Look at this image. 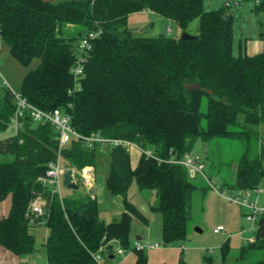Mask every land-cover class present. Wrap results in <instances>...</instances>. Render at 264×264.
Listing matches in <instances>:
<instances>
[{
	"label": "trees",
	"instance_id": "1",
	"mask_svg": "<svg viewBox=\"0 0 264 264\" xmlns=\"http://www.w3.org/2000/svg\"><path fill=\"white\" fill-rule=\"evenodd\" d=\"M144 10L174 20L183 32L198 19L199 32L190 39L135 36L128 28L129 16ZM255 11L264 12V0H256ZM76 27L77 34L65 35L67 28ZM99 30L85 54V75L76 90L71 68L78 42ZM0 35L24 65L40 59L17 90L30 104L69 113L73 128L85 136L126 139L157 156L142 153L133 168L122 145L89 147L73 138L62 146L63 166L77 171L96 166L107 155V189L123 198L125 211L120 219L106 222L90 193L61 197L39 180L57 160L59 131L51 122L36 123L26 112L22 128L0 139V201L11 196L8 215L0 218V246L16 255L30 254L36 249L30 227L44 224L47 264H96L93 254L102 246L109 264H121L111 259L116 257L111 241L117 239L128 250L134 216L149 222L127 197L134 182L142 190L158 191L152 209L162 214L163 240H187L198 186L187 167L172 159L191 153L197 140L244 141L234 187L243 192L261 185L264 51L234 53L233 17L225 6L208 9L205 0H0ZM260 36L264 39V31ZM1 87L0 82V132L13 125L16 112L12 90L2 92ZM253 138L260 142L256 154L251 152ZM41 199L49 200V207L44 216H36L31 205ZM255 229L254 240L240 250L241 261L264 253V215ZM221 249L227 257L228 241ZM133 251L136 264H147L145 250Z\"/></svg>",
	"mask_w": 264,
	"mask_h": 264
},
{
	"label": "rangeland",
	"instance_id": "2",
	"mask_svg": "<svg viewBox=\"0 0 264 264\" xmlns=\"http://www.w3.org/2000/svg\"><path fill=\"white\" fill-rule=\"evenodd\" d=\"M208 9L226 7V13L232 15L234 25V53L248 52L260 49L264 51V39L260 32L264 31V12H256V0H205ZM261 25V26H260ZM128 28L135 36L156 37L181 36L182 28L171 19L157 13L144 10L133 13L128 19ZM79 28H67L68 34H77ZM187 33L197 35L199 20L194 19L188 26ZM258 47V48H257ZM40 63L39 58H34L29 65L18 61L10 52L7 43L0 40V82L2 92L11 89L17 92L26 73L35 69ZM7 83V84H6ZM260 140H264V126H260ZM16 132L14 125L0 132V139L6 138ZM260 142L253 138L252 154L259 151ZM246 149V143L240 139L214 138L210 141L197 140L191 155L205 163L204 176L197 174L192 181L198 186L194 193L191 220L187 240L177 243H166L162 237V214L152 209L158 201L156 189L142 190L134 182L129 190L128 199L137 206L141 213L148 218V223L134 216L132 221L130 241L131 246L125 254L116 253L114 261L122 264H136L137 255L133 251L137 242L148 244L158 243L160 249H147V264H181L182 259L186 264H239L241 262L240 250L247 241L255 238L256 229L247 219L246 208L232 201L231 196L243 193L236 189V175L238 162ZM132 163H138L141 153L137 147L128 148ZM105 156V157H103ZM97 162L96 168V193L100 218L112 222L121 218L125 206L121 196L112 195L107 189L106 180L109 172L107 155ZM67 168V167H66ZM86 168V167H85ZM40 180V178H39ZM264 188V178L260 185ZM202 188H207L205 194ZM48 189L53 191L51 185ZM221 190L224 193L221 194ZM86 194L83 187L72 189L64 186L63 180L60 188L61 197L76 198ZM243 198V196H242ZM256 194L251 200L254 201ZM2 202V201H0ZM4 211L10 207L11 197L4 200ZM260 204H264V194L260 197ZM0 208V215H3ZM218 225H222L221 227ZM218 228L220 233H215ZM30 231L36 237V249L25 255H18L22 260L20 264H46L44 243L47 236V227L44 224L31 226ZM142 239L138 240L137 237ZM228 241L229 249L227 259L223 260L221 246ZM183 247V249L181 248ZM262 252H257L252 261L247 264H259L264 257ZM211 257L212 260H208ZM24 258H27L25 262ZM245 264V263H244Z\"/></svg>",
	"mask_w": 264,
	"mask_h": 264
},
{
	"label": "built area",
	"instance_id": "3",
	"mask_svg": "<svg viewBox=\"0 0 264 264\" xmlns=\"http://www.w3.org/2000/svg\"><path fill=\"white\" fill-rule=\"evenodd\" d=\"M101 33L99 31H92L82 37L77 45V58L71 68V74L75 81L74 89L80 90L82 85V79L85 75L86 68V53L91 48V41L98 37ZM1 39V35H0ZM4 84V83H3ZM7 84V83H6ZM14 94V100L16 103V112L14 117L12 118L13 125L15 127L16 132H18L23 123L21 118L26 115V112H29L31 117L36 123H47L51 122L58 131H59V140H60V148L58 150V157L56 161H53L50 164L49 169L46 172L45 176L40 177V180L46 184L51 185L53 188V193H57L60 195L61 183L63 180V174L66 171V167L62 164V156H61V148L69 143L73 138L81 139L86 142L89 147H93L96 143L101 144L103 147L110 146H124L129 148L130 146L138 147L141 153L146 154L148 157L157 158L155 153L152 150H144L141 149L138 145L133 143L132 141L121 139V138H105L99 134L93 133L89 136H85L75 130L71 124V115L67 112L62 111L61 109H55L53 111L47 112L37 107H34L30 104L22 95L18 92L12 91ZM69 92H72L70 90ZM174 163L182 164L187 167L189 176L195 177L197 174L205 175V163L200 161L199 158H194L191 153L186 154L183 159H172ZM264 193V188L257 187L254 190H245L243 193H239L236 196H231V200L238 203L240 206L246 208L247 219L252 223L253 228H255V223L258 217L264 215V204H260V197ZM253 194H256V198L254 201L251 200ZM243 196V198H242ZM48 200L41 199L38 200L31 205L32 212L35 213L36 216H44L47 211V203ZM221 229V228H220ZM220 229H215V232H219ZM111 244L114 245V250L118 254H125L126 249L123 248L119 241L114 239L111 241ZM161 248V245L158 243L154 244H144L141 242H137L133 249L135 250H147V249H158ZM105 252V255L103 254ZM109 253H106L105 246L99 248L97 252L93 254L94 260L96 264H105L106 257Z\"/></svg>",
	"mask_w": 264,
	"mask_h": 264
},
{
	"label": "crops",
	"instance_id": "4",
	"mask_svg": "<svg viewBox=\"0 0 264 264\" xmlns=\"http://www.w3.org/2000/svg\"><path fill=\"white\" fill-rule=\"evenodd\" d=\"M148 11V10H147ZM149 12H151V11H149ZM1 40V39H0ZM261 43H264V42H261ZM258 48V47H257ZM260 49H254V51H248V53L249 54H253V53H257V52H260L259 51ZM3 139H5V138H3ZM137 149H138V147H137ZM141 153V152H140ZM141 155H142V153H141ZM103 157H105V156H103ZM101 158V160H103L104 158ZM140 158H141V156H140ZM140 160V159H139ZM139 163V162H138ZM138 163H132V167L133 168H135L137 165H138ZM76 173L79 175V177L81 178V185H79V183H78V180L76 179ZM201 175V174H200ZM196 177V176H195ZM195 177H191V178H195ZM74 179L76 180V182L78 183V185H79V188H81V187H83V189L85 190V192L86 193H89L91 190H94L93 191V194H91L92 196H94V197H96V193H97V191H98V189H96L97 187H96V180H97V178H96V168L94 167V166H87L86 168H84V169H82V170H80V171H77L76 169H74ZM78 188V189H79ZM99 192V191H98ZM222 193H224V191L223 190H221V194ZM264 194V193H263ZM11 197V196H10ZM96 199H97V197H96ZM123 200V199H122ZM5 202L4 201H2V202H0V208L2 209V211L3 212H5V213H3V215H0V218H3V217H6L7 215H8V213H9V210H10V207H11V204H10V207H8L7 208V210L6 211H4V208H5V204H4ZM125 211V210H124ZM103 219V218H102ZM103 220H105V219H103ZM218 226H222V225H218ZM215 229H217V228H215ZM215 229H214V232H215ZM221 231V230H220ZM215 233H220V232H215ZM47 235H48V228H47ZM46 238H47V236H46ZM137 239L138 240H141L142 239V237L141 236H138L137 237ZM117 240V239H116ZM254 240V238L251 240V241H253ZM45 241H46V239H45ZM222 247V246H221ZM181 248V247H180ZM158 249H160V248H158ZM181 249H183V247L181 248ZM259 252H262V251H259ZM263 253V252H262ZM46 254V253H45ZM261 257H264V253L262 254V255H260ZM20 256H18V255H16V254H14L13 252H11L10 250H8V249H6L5 247H3V246H0V264H20L21 263V259L19 258ZM208 258V260H212V258L210 257H207ZM111 259H115V256H114V258H111ZM227 259V257H225V258H223V260H226ZM252 259V257L251 258H249V259H246V260H244V261H241L239 264H247L248 262H250V261H252L251 260ZM24 260H25V262L27 261V258H24ZM182 260H184V259H182ZM185 261V260H184ZM105 264H109V262H107V259L105 260ZM45 263L47 264V259L45 260ZM120 263V262H119ZM122 264V263H121ZM257 264V263H256ZM259 264H264V262H262L261 261V263H259Z\"/></svg>",
	"mask_w": 264,
	"mask_h": 264
},
{
	"label": "water",
	"instance_id": "5",
	"mask_svg": "<svg viewBox=\"0 0 264 264\" xmlns=\"http://www.w3.org/2000/svg\"><path fill=\"white\" fill-rule=\"evenodd\" d=\"M195 37V35H191L187 32H183L181 35V38L183 39H190ZM63 184L64 186L68 187V188H72V189H78L79 185L76 182V180L74 179V169L73 168H67L66 171L63 174ZM94 190H91L89 193L93 194ZM47 208L49 207V200L47 202ZM111 258H114V255L111 256Z\"/></svg>",
	"mask_w": 264,
	"mask_h": 264
}]
</instances>
